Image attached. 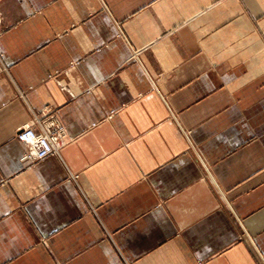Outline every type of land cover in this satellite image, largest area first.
Masks as SVG:
<instances>
[{"label": "crops", "instance_id": "crops-1", "mask_svg": "<svg viewBox=\"0 0 264 264\" xmlns=\"http://www.w3.org/2000/svg\"><path fill=\"white\" fill-rule=\"evenodd\" d=\"M0 264H264V0H0Z\"/></svg>", "mask_w": 264, "mask_h": 264}, {"label": "built area", "instance_id": "built-area-1", "mask_svg": "<svg viewBox=\"0 0 264 264\" xmlns=\"http://www.w3.org/2000/svg\"><path fill=\"white\" fill-rule=\"evenodd\" d=\"M63 136L64 129L55 119L43 123L36 120L34 126L26 124L16 134L17 140L28 149L25 157L29 162L57 154L64 144Z\"/></svg>", "mask_w": 264, "mask_h": 264}, {"label": "rangeland", "instance_id": "rangeland-1", "mask_svg": "<svg viewBox=\"0 0 264 264\" xmlns=\"http://www.w3.org/2000/svg\"><path fill=\"white\" fill-rule=\"evenodd\" d=\"M51 119H54V118H48V119H45V118H40V119H39V118H37V119L34 120V122H33V121L30 122L29 125L34 126L36 120H40L41 123H43V122H46V121L51 120ZM19 130H20V129H19ZM19 130H18V131H19ZM63 137H64V136H63Z\"/></svg>", "mask_w": 264, "mask_h": 264}]
</instances>
